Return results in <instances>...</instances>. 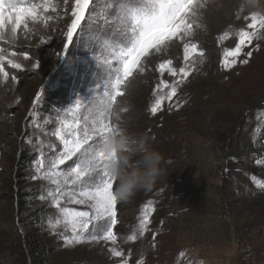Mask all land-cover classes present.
I'll use <instances>...</instances> for the list:
<instances>
[{
  "label": "rangeland",
  "instance_id": "obj_1",
  "mask_svg": "<svg viewBox=\"0 0 264 264\" xmlns=\"http://www.w3.org/2000/svg\"><path fill=\"white\" fill-rule=\"evenodd\" d=\"M12 1L0 264H264V0Z\"/></svg>",
  "mask_w": 264,
  "mask_h": 264
},
{
  "label": "trees",
  "instance_id": "obj_2",
  "mask_svg": "<svg viewBox=\"0 0 264 264\" xmlns=\"http://www.w3.org/2000/svg\"><path fill=\"white\" fill-rule=\"evenodd\" d=\"M58 92H54L53 95H51V97H56V95ZM26 241L28 244H25L26 245V248H30L31 246H35L37 244L36 242V237L33 235H28V237L26 238ZM34 251L37 252L36 256H34L33 258V263L35 264H45V259H46V256H47V249L45 248H40V245L38 246V244L35 246L34 248Z\"/></svg>",
  "mask_w": 264,
  "mask_h": 264
},
{
  "label": "bare ground",
  "instance_id": "obj_3",
  "mask_svg": "<svg viewBox=\"0 0 264 264\" xmlns=\"http://www.w3.org/2000/svg\"><path fill=\"white\" fill-rule=\"evenodd\" d=\"M188 41V42H187ZM185 43L184 56L185 58L191 57L192 55L200 51L197 44H195L190 38ZM195 56V55H194Z\"/></svg>",
  "mask_w": 264,
  "mask_h": 264
}]
</instances>
